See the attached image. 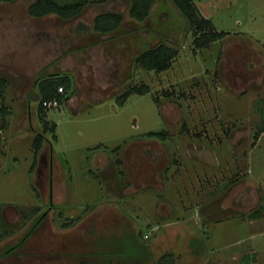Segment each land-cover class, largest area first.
Returning <instances> with one entry per match:
<instances>
[{"label":"rangeland","instance_id":"1","mask_svg":"<svg viewBox=\"0 0 264 264\" xmlns=\"http://www.w3.org/2000/svg\"><path fill=\"white\" fill-rule=\"evenodd\" d=\"M34 1L0 2L11 109L4 129L0 120V264H157L165 253L164 264H264V211L250 218L264 205V131L254 138L264 122V0H195L228 33L194 53L187 28L163 72L135 58L184 31L167 0L143 22L130 0H87L70 19L32 16ZM107 11L124 22L97 32L94 18ZM58 72L72 74L75 90L44 114L54 136L37 82ZM142 84L148 93L118 103Z\"/></svg>","mask_w":264,"mask_h":264},{"label":"trees","instance_id":"2","mask_svg":"<svg viewBox=\"0 0 264 264\" xmlns=\"http://www.w3.org/2000/svg\"><path fill=\"white\" fill-rule=\"evenodd\" d=\"M16 0H0V2H14ZM158 0H130L131 5L129 9V14L131 17L136 20L143 22L149 20L153 6ZM87 0H35L29 6V14L35 17H43L50 14H58L63 18H73L80 14L86 5ZM170 7L176 12L180 17L183 23L182 32L179 33L177 39H167L157 43L154 46H151L144 51H142L136 58L135 63L146 70L163 72L171 68L173 61L179 56L181 46L184 43V32L190 30L193 35V51L194 53L197 50L208 48L211 44L216 41L222 40L228 32L219 31L215 26L214 22L210 17H206L201 9L198 7L195 0H167ZM124 22V15L121 12H103L95 16L93 22V28L100 33H112L116 31ZM82 30L86 32L90 29L89 26L82 25ZM111 75V74H110ZM8 80L4 77H0V99L2 105L0 106V120L2 121V128L7 126L8 116L11 114V109L6 103V92L8 88ZM63 87V92L59 91V88ZM38 94L37 98L39 100V112L43 118L44 129L51 130L53 135L56 136V127L57 124L51 123L46 120V115L48 108L43 105L45 100H50L56 98L61 104L64 101H68L73 91L75 90V83L71 73L68 72H58L42 75L39 77L37 82ZM149 92V87L142 84L140 86H132L117 97V101L120 105H124L127 99L134 93L146 94ZM263 120V119H262ZM50 123V124H49ZM51 125V126H49ZM259 125V124H258ZM264 131V122L260 125L254 135L256 141L261 137V133ZM150 138H156L158 140L164 141L168 139V134L163 131L149 132ZM46 136L42 133H36L33 140V148L35 152V161L32 168L37 163L39 154L41 153L42 148L44 147V141ZM119 167L122 164L121 159H117L115 162ZM31 168V169H32ZM122 174L123 171L120 170ZM39 209L34 208L33 212L36 213ZM264 211V205L261 206L259 210L254 211L250 214V218L259 217ZM45 216H41L35 223V227L44 220ZM65 222L64 224L67 225ZM145 236V237H144ZM143 238H149V234H142ZM18 247L17 244L10 247L8 252L14 250ZM136 252L134 251L135 257L131 259L134 262L135 259L141 262V258L145 257L143 255L146 250V246L135 247ZM173 258L171 253L163 254L157 264H164L165 261ZM131 262V263H132ZM141 264V263H140Z\"/></svg>","mask_w":264,"mask_h":264},{"label":"built area","instance_id":"3","mask_svg":"<svg viewBox=\"0 0 264 264\" xmlns=\"http://www.w3.org/2000/svg\"><path fill=\"white\" fill-rule=\"evenodd\" d=\"M59 91L60 92H63V87H60L59 88ZM60 102L56 99V98H54V99H50V100H45L44 102H43V105L46 107V108H50V107H53V106H60Z\"/></svg>","mask_w":264,"mask_h":264},{"label":"flooded vegetation","instance_id":"4","mask_svg":"<svg viewBox=\"0 0 264 264\" xmlns=\"http://www.w3.org/2000/svg\"><path fill=\"white\" fill-rule=\"evenodd\" d=\"M44 146H45V145H44ZM43 149H44V147L42 148V150H43ZM42 150H41V151H42Z\"/></svg>","mask_w":264,"mask_h":264},{"label":"crops","instance_id":"5","mask_svg":"<svg viewBox=\"0 0 264 264\" xmlns=\"http://www.w3.org/2000/svg\"><path fill=\"white\" fill-rule=\"evenodd\" d=\"M120 172V171H119Z\"/></svg>","mask_w":264,"mask_h":264}]
</instances>
